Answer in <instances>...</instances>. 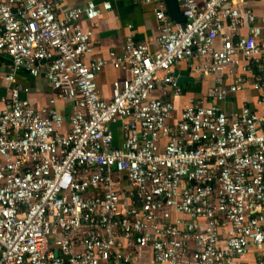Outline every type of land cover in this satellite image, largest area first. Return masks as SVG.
<instances>
[{
	"label": "built area",
	"instance_id": "1",
	"mask_svg": "<svg viewBox=\"0 0 264 264\" xmlns=\"http://www.w3.org/2000/svg\"><path fill=\"white\" fill-rule=\"evenodd\" d=\"M255 1L178 0L184 24L159 4L156 50L128 37L101 58L84 25L101 15L94 1L0 0V54L12 62L0 98V264H238L264 247ZM181 62L214 77L212 101L248 86L257 107L227 113L191 98L174 121ZM108 65L126 76L103 98ZM21 72L48 83L46 106L32 105Z\"/></svg>",
	"mask_w": 264,
	"mask_h": 264
},
{
	"label": "crops",
	"instance_id": "2",
	"mask_svg": "<svg viewBox=\"0 0 264 264\" xmlns=\"http://www.w3.org/2000/svg\"><path fill=\"white\" fill-rule=\"evenodd\" d=\"M63 8L83 7L89 1H94L101 9V15L93 22L84 21L86 27L94 30V57L107 58L111 51L121 54L128 37L136 41L148 43L150 50L157 48L158 22L155 12L159 4H165L164 0H59ZM202 2V0H198ZM109 2L112 5L110 11L103 9V3ZM252 9L257 16L260 26L264 28V0H257L252 4ZM244 33L247 30H243ZM12 71L11 60L0 54V98L7 95L11 88L4 79ZM175 75L184 77L186 82L181 86L182 96L176 103L177 110L173 120L179 117L181 109L186 102L194 98L205 104L215 103L225 112H240L243 102L255 109L258 93L250 87H244L236 95H231L226 100L215 102L211 100L210 91L214 87V77L197 75L189 69V66L181 62L175 67ZM126 73L116 70L111 65L106 66L97 77L99 93L103 98L111 96V87L115 80L124 78ZM16 83L23 84L29 88L27 97L35 108L47 105L52 91L43 77L33 78L27 73H16ZM26 96V95H25ZM244 98L245 100H242ZM0 108L2 105L0 104ZM57 108L67 113L69 105L65 102H58ZM264 260V247L261 250L249 248L245 257L239 260L238 264H257L259 258Z\"/></svg>",
	"mask_w": 264,
	"mask_h": 264
},
{
	"label": "water",
	"instance_id": "3",
	"mask_svg": "<svg viewBox=\"0 0 264 264\" xmlns=\"http://www.w3.org/2000/svg\"><path fill=\"white\" fill-rule=\"evenodd\" d=\"M166 6V12L169 16L170 20L177 24H184L186 23V18L181 12L180 5L178 0H164ZM187 79L184 77L177 76V81L179 86H182Z\"/></svg>",
	"mask_w": 264,
	"mask_h": 264
}]
</instances>
